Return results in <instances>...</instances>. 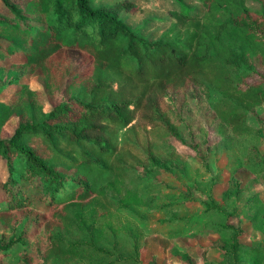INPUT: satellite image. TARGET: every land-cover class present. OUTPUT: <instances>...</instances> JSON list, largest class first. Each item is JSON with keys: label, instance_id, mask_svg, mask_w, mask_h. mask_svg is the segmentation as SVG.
<instances>
[{"label": "trees", "instance_id": "trees-1", "mask_svg": "<svg viewBox=\"0 0 264 264\" xmlns=\"http://www.w3.org/2000/svg\"><path fill=\"white\" fill-rule=\"evenodd\" d=\"M171 1L174 22L150 38L122 16L135 11L128 0H0V96L9 95L0 97V264H143L144 241L155 236L189 264L180 242L210 236L202 264H213L211 251L220 264H264V245L243 242L246 227L264 241V201L252 193L253 183L264 184V111H256L264 103V0H194L202 14ZM188 107L199 125L183 113ZM172 141L200 158L237 151L225 193L231 209L214 201L213 177L178 179L189 156ZM162 189L178 192L187 214L188 205L203 207L194 237L145 234L132 222L128 213L145 209L166 211L168 227L190 223L175 204L154 205Z\"/></svg>", "mask_w": 264, "mask_h": 264}, {"label": "rangeland", "instance_id": "rangeland-1", "mask_svg": "<svg viewBox=\"0 0 264 264\" xmlns=\"http://www.w3.org/2000/svg\"><path fill=\"white\" fill-rule=\"evenodd\" d=\"M114 0H96L95 3L101 4H109ZM131 4L135 6V11H127L123 12L122 16L125 18L127 24L131 29L142 28V32L147 37L157 38L161 32L166 30L172 22H174L171 14L173 12L178 11V7L171 0H128ZM184 4L191 8L198 14L203 13V9L199 7V5L194 0H186ZM246 6L252 10H259L260 7L256 3L246 2ZM27 83L30 87L35 88L34 80H29ZM2 101H8L9 95L8 93H4L0 96ZM192 109L188 107L184 109L183 113L186 116H190L191 122L193 125H199L198 116L194 113L192 114ZM257 113H263L264 111V103L257 110ZM248 125L251 127H255V121L251 116H248ZM15 126V120L10 121L2 130L1 136L3 138H8L11 136L13 128ZM183 138L188 141V136L186 134L185 127H181ZM218 138L213 131L212 128L208 127V138L207 143L214 145L217 142ZM170 145L178 152H183L189 156L186 165L181 164L182 170L174 171V174L178 177V179L185 183L191 182H203L206 184L209 182V179L213 177L214 180L220 182V185L216 186L213 189V199L217 204L220 205L223 209H231L233 203L225 199V193H227L230 188L228 185L229 178L233 175V166L238 162V153L235 149H225L223 147L218 148L216 151L210 150L209 155H203L201 153V158L195 156L194 153L186 148L184 145L179 144L175 141H172ZM205 163H207L208 170H205ZM4 163L0 160V180H4L5 171H4ZM169 180V179H167ZM172 180V179H170ZM247 180V177L244 179ZM252 193H258L260 199L264 201V184H252ZM242 200V198H239ZM181 197L178 195V192L162 189L160 193L155 197L154 205L156 207H161L166 204H171L176 207L179 212L177 216H189L192 217L190 223H181L177 227H168L166 224H162V221L166 217V211L161 213H146L145 209H137L134 210L135 214L130 212L128 215L132 222L140 228L142 232L145 234H151L155 229L157 231L162 232L163 234H174V233H183L186 237H194L197 232L200 230L202 225V220L195 219L198 215L202 214L203 207L199 205H188L190 206V214H187L183 206H181ZM193 214V215H191ZM138 216H144L145 220L142 221L138 218ZM244 223V221H243ZM232 225H236L235 220L231 221ZM246 231V235L243 239V242L249 244L252 240L253 244H261L264 245L263 237L259 233H252L247 227L244 228ZM213 236L210 238H204L198 243L183 239L180 242V246L189 247L190 249L187 251V256L190 259L192 264H202V258H200V250L202 248L208 247L213 241ZM185 254L180 252L178 248L174 247L172 241L160 238L158 236L148 237L144 241V248L140 251V259L143 264H149L154 257L156 259L157 264H189L186 262ZM206 258L208 261L213 264H220L221 258L217 252L207 253Z\"/></svg>", "mask_w": 264, "mask_h": 264}]
</instances>
